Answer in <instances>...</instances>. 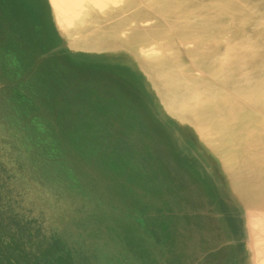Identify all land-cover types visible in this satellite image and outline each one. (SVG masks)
I'll return each instance as SVG.
<instances>
[{"label": "rangeland", "instance_id": "1", "mask_svg": "<svg viewBox=\"0 0 264 264\" xmlns=\"http://www.w3.org/2000/svg\"><path fill=\"white\" fill-rule=\"evenodd\" d=\"M261 239L264 0H0V264H250Z\"/></svg>", "mask_w": 264, "mask_h": 264}, {"label": "bare ground", "instance_id": "2", "mask_svg": "<svg viewBox=\"0 0 264 264\" xmlns=\"http://www.w3.org/2000/svg\"><path fill=\"white\" fill-rule=\"evenodd\" d=\"M204 20V18H198V20H201V21H203ZM208 25L211 27V25L213 26V28H215L214 26H215V22H213V20H211L209 23H208ZM195 28L196 29H201V30H203L204 31V29H202V28H200L198 25H197V23H195ZM229 30L230 29H228V27H226V28H222V29H220V33L221 34H223V33H226V32H228V33H230L229 32ZM216 35H214L213 37H212V39L214 40V39H216ZM160 70H158V71H161V68H159ZM163 74L164 73H160L159 75H162L163 76ZM260 241H264V240H260ZM263 251L264 250H262V251H259V252H256L255 253V255H253L252 257H250V264H264V255H263Z\"/></svg>", "mask_w": 264, "mask_h": 264}]
</instances>
